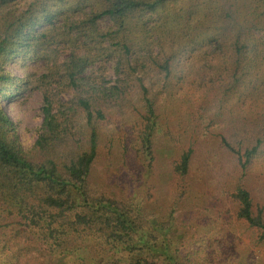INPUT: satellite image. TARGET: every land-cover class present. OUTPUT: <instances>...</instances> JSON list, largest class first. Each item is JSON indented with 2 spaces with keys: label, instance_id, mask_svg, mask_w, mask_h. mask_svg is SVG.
Wrapping results in <instances>:
<instances>
[{
  "label": "trees",
  "instance_id": "trees-1",
  "mask_svg": "<svg viewBox=\"0 0 264 264\" xmlns=\"http://www.w3.org/2000/svg\"><path fill=\"white\" fill-rule=\"evenodd\" d=\"M22 1L0 0V264L215 263L183 249L175 215L200 182L264 244V0H29L14 12ZM53 30L70 53L42 76L56 89L27 148L1 106L24 88L6 65ZM220 95L228 113L200 127ZM105 133L123 162L100 181Z\"/></svg>",
  "mask_w": 264,
  "mask_h": 264
},
{
  "label": "rangeland",
  "instance_id": "rangeland-1",
  "mask_svg": "<svg viewBox=\"0 0 264 264\" xmlns=\"http://www.w3.org/2000/svg\"><path fill=\"white\" fill-rule=\"evenodd\" d=\"M28 2L29 0L19 2L12 7V10L14 12L21 11L26 8ZM110 25L108 19H103L99 23V27L104 30H107ZM62 30L63 27L60 24L59 31ZM54 33L53 30L52 33L44 37L42 44L19 48V52L6 65V71L13 78L18 79L24 88L22 93L14 99H1V106L18 123L21 139L27 148L32 144L36 137V130L43 121L42 108L45 104V93L47 90L54 91L56 89L50 79H42V76L62 64L70 53L69 44H65V38L61 32L57 36H54ZM260 34V32L255 33L257 38L261 36ZM154 49L156 50V47ZM99 65H95L92 70L99 69ZM114 65V62H108L106 65L107 69L104 73L108 79L115 78ZM2 88L9 90V83H3ZM69 96L70 93L63 92L60 98L65 100ZM222 99V95H220L217 100L206 101L209 111H205L204 115L207 118L202 119L203 124L200 127L207 126L211 117H215L217 120L225 117L231 107L224 106ZM180 109L182 108L175 110L176 115H181ZM170 110V107H166V115ZM213 126H216V122L213 123ZM196 131L195 127L186 130L188 134L181 137L177 151L173 150L159 155V164L165 165L169 158L177 154L179 148L188 147L197 136ZM107 133L101 138L100 156L93 169V176L100 181H104L106 176L116 171L123 162L122 144L118 137L111 141ZM118 135H122V132H118ZM258 167L259 164L253 171L259 170ZM165 173L167 172L165 171ZM207 191L206 185H202L200 182L199 186L196 185L190 190L184 200V205L187 207L182 204L176 211L175 215L179 217L177 220V225L179 224L180 227L179 234L182 233L184 237L183 249L191 248L195 253L202 250L212 253L215 262L212 264H264V244L258 241L257 232L250 228L246 222L226 216L227 214L223 212L224 209L217 210L212 207L210 200H214L215 197Z\"/></svg>",
  "mask_w": 264,
  "mask_h": 264
}]
</instances>
